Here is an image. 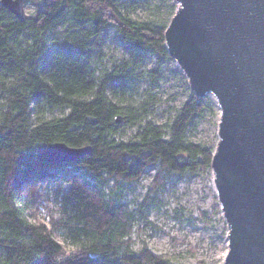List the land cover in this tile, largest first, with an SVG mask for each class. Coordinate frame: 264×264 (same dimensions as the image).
Masks as SVG:
<instances>
[{
    "label": "trees",
    "instance_id": "16d2710c",
    "mask_svg": "<svg viewBox=\"0 0 264 264\" xmlns=\"http://www.w3.org/2000/svg\"><path fill=\"white\" fill-rule=\"evenodd\" d=\"M28 1L35 11L22 21L0 2V264H172L133 249V216L105 190L151 168L155 180L210 170L214 147L188 139L206 100L190 93L156 124L152 97L135 88L143 76L156 85L172 61L164 33L176 5ZM108 29L124 57L104 65L99 39ZM152 60L156 67L143 71ZM123 129L133 134L122 139ZM54 143L90 153L72 164L38 162Z\"/></svg>",
    "mask_w": 264,
    "mask_h": 264
},
{
    "label": "water",
    "instance_id": "95a60500",
    "mask_svg": "<svg viewBox=\"0 0 264 264\" xmlns=\"http://www.w3.org/2000/svg\"><path fill=\"white\" fill-rule=\"evenodd\" d=\"M0 2L24 19L23 0ZM172 3L166 51L192 95L212 96L219 110L210 169L227 227L222 264H264V0ZM89 153V147L54 143L37 161L66 165Z\"/></svg>",
    "mask_w": 264,
    "mask_h": 264
},
{
    "label": "rangeland",
    "instance_id": "374dc122",
    "mask_svg": "<svg viewBox=\"0 0 264 264\" xmlns=\"http://www.w3.org/2000/svg\"><path fill=\"white\" fill-rule=\"evenodd\" d=\"M34 11L32 2L24 0V16L30 17ZM140 14L146 17L143 12ZM113 36V30L108 29L99 39L104 65L124 57ZM155 67L156 62L152 60L143 71ZM181 75L171 61L161 68L156 85L146 76L135 82L138 93L147 94L154 101L150 116L152 122L164 123L187 100L191 91L185 88ZM204 100L208 110L195 121L188 139L215 148L219 110L212 96L208 95ZM132 134L133 130L124 133L123 129L121 138L127 139ZM156 174L157 170L151 168L137 182L121 183L119 186L109 182L105 190L109 199L125 205L133 216V249L137 251L146 246L155 255L169 258L172 264H222L227 253V227L215 191L210 186L213 179L211 169L185 176L161 173L158 180H155ZM49 205L46 202L47 210L51 211Z\"/></svg>",
    "mask_w": 264,
    "mask_h": 264
},
{
    "label": "bare ground",
    "instance_id": "6f19581e",
    "mask_svg": "<svg viewBox=\"0 0 264 264\" xmlns=\"http://www.w3.org/2000/svg\"><path fill=\"white\" fill-rule=\"evenodd\" d=\"M210 186L214 189L213 179L210 181ZM215 191V189H214Z\"/></svg>",
    "mask_w": 264,
    "mask_h": 264
}]
</instances>
